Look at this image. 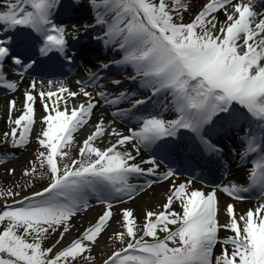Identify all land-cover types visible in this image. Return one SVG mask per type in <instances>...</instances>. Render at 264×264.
Masks as SVG:
<instances>
[{
	"label": "snow or ice",
	"instance_id": "obj_1",
	"mask_svg": "<svg viewBox=\"0 0 264 264\" xmlns=\"http://www.w3.org/2000/svg\"><path fill=\"white\" fill-rule=\"evenodd\" d=\"M95 11V25L102 28L96 37L107 47L122 51V59L115 65H130L134 75L128 79L142 81L140 85L150 92L139 98L136 92L109 93L101 84L93 93L81 88L69 92L60 88V93L88 97L86 103L69 109H61V97L56 92H39L47 113L42 118L44 127L37 134L41 167L47 166L49 182L42 190L20 197L19 192L0 189V198L12 197L0 210V264H76L78 258L92 251L102 232L113 217L112 199L134 194L143 186L129 182L133 175H155L159 167L155 159L135 163L139 147L133 151L127 145L151 147L159 141L177 137L181 130L192 134L197 148L202 153L219 154L222 149L214 143L210 133L222 128L236 127L244 132V147L241 159L255 154L249 169L247 186L231 184L223 191L230 197L243 199L242 193L259 190L264 197V13L253 10L255 0H208L192 20L184 23L183 13L189 10L185 0H89ZM60 0H3L0 5V34L27 28L42 38L39 55L59 53L67 57L65 27L56 24L53 15ZM231 6V10L227 7ZM223 10L226 19L217 28L215 13ZM0 39V86L15 91V81L9 80L3 65L8 59L24 71L34 67L22 55H13L8 45ZM108 68L109 64L102 65ZM19 75H23L20 72ZM99 79L92 73L90 84ZM120 85V80H113ZM32 81L30 87L36 88ZM166 99L163 108L170 109L172 118L162 114L136 116L140 106L156 97ZM56 96L50 105L47 101ZM97 97L99 99H97ZM34 97L25 93V110L15 120L10 133L14 147L30 142L34 120ZM103 101L114 106V116H135L139 127L129 129L125 135L115 128L105 126L101 118L94 131L83 140L77 158L71 163L63 161L69 155L64 149L70 147L74 133L89 123L93 110ZM127 103L129 107L120 108ZM15 101H9V109ZM19 133V135H18ZM117 139L110 146H94L105 134ZM163 147V145H161ZM180 145H176L179 148ZM186 147V145H185ZM121 149H124L123 151ZM3 158H0V163ZM9 169V172H14ZM36 171L35 164L31 172ZM175 175L169 169L163 175L167 180ZM153 181L148 182L151 187ZM94 194L106 210L98 220L86 228L76 239L62 248L57 246L69 232V222L78 212L89 207L88 196ZM15 197H20L15 199ZM174 201H179L182 213L173 210ZM163 211H148L140 235L132 209L122 211L125 231L116 232L113 239L119 248L114 249L103 264H264V203L246 214L237 216L234 206H226L229 222L218 220L216 192L205 193L191 190L189 183L173 185ZM176 225L174 230L169 226ZM59 233V239L51 247H43L50 232ZM166 233L163 238L158 230ZM221 229L231 233L220 237ZM128 237L125 243V237ZM151 238V240L146 239ZM219 254H215L217 245ZM94 259V257H85Z\"/></svg>",
	"mask_w": 264,
	"mask_h": 264
},
{
	"label": "rangeland",
	"instance_id": "obj_2",
	"mask_svg": "<svg viewBox=\"0 0 264 264\" xmlns=\"http://www.w3.org/2000/svg\"><path fill=\"white\" fill-rule=\"evenodd\" d=\"M1 1V0H0ZM3 1V0H2ZM78 4L80 5H84V0H77ZM89 2V0H86V2ZM62 2V0H60V3ZM169 2H171V0H169ZM194 2V0H185V3L190 5V3ZM90 3V2H89ZM1 5V4H0ZM204 5V2L202 0H196V4L195 6H197L198 8L200 7L199 11L202 9ZM88 7L92 8L91 4L90 6L87 5ZM0 10H4L2 7H0ZM230 10V9H229ZM89 13V15H88ZM222 13V10L218 11L217 13H215V15L217 16V20H218V15L220 16ZM196 14V13H195ZM93 15L95 16V11L93 12ZM184 19L183 22L184 23H188L192 20V18L194 17L193 13H188V12H184L183 13ZM92 17L90 15V12L87 8H84V12L82 17L79 18L78 20V25L79 24H87L89 22L92 21ZM85 22V23H83ZM223 22H219L217 23V28H219L222 25ZM76 26V25H73ZM70 29V28H68ZM96 35L99 33H102V28L99 26L98 30H96ZM2 39V38H0ZM92 40H96V36H91ZM103 44V41H99L98 42V50H97V58H99L100 54L103 51V48H101V45ZM114 47H110V50L108 51V53L113 54V58H115L116 56H114V52L113 50H111ZM88 66L89 69L92 66V64L89 63H85L83 64V71H88V69H84L85 66ZM127 69L128 72H130V74L128 76H132L134 75L133 73V68L130 65H125V68L123 69L122 75L125 74V70ZM80 75L83 74V72L79 73ZM79 76H77L76 74L68 77L67 81L71 80V86H69L70 88L67 89L70 91H72V83H75L76 78H78ZM86 90L90 91L89 88L87 86ZM40 89L44 90L43 88L40 87ZM49 89V88H48ZM39 90V89H38ZM122 91L124 90H129V86H123V88L121 89ZM47 92V91H45ZM54 92V91H51ZM149 92V91H147ZM57 95H60L62 97V93H60L59 91H56ZM22 97H18L16 96L15 98H13L12 100L9 101H15V108L11 110L10 113V109H9V101L7 100V103L5 102L4 104H6V106H2L0 108V110L2 108L7 109V111H1L0 112V116H1V124H0V157H6L7 160H3L2 163H0V181L3 184H8V185H16L18 181H20L19 179L22 180H26L27 177L33 175V174H37L38 177L37 178H41L44 177L46 174L49 173L48 168L45 164V166L41 167L38 157H39V152L43 151V149L41 148V146L38 145L37 143V135L35 134L34 128L32 130L31 133V137H30V142H28L27 144H25L22 147H14L13 146V142L11 139V136L9 135V137H7V139L5 138V133H10L11 129L13 127H15V125L13 123L10 122L9 116L11 115V120H15L17 117H19L22 112L25 110V103L22 100ZM37 97V96H36ZM7 97L4 96H0V101L1 100H6ZM75 98V97H74ZM80 98V97H77ZM76 99V98H75ZM79 100V99H78ZM78 100L76 99V105L72 106V107H68L69 109L73 108V107H78L79 103ZM63 109V107L61 108ZM9 112V113H8ZM38 115H34V120L35 122H37L38 119ZM45 126V125H44ZM120 127H123L124 125H119ZM46 127V126H45ZM126 128H129L130 126H124ZM84 131V129H80L78 132L74 133V139L70 145V147L65 148L64 151L68 152L69 155L67 157H64L63 161H60L59 157L58 162H62V163H71V160L74 158H77L79 155V148L82 146L81 141L79 140V136L81 135V133ZM129 133H126L125 135H127ZM19 135V133H18ZM102 138H98L97 141H95L94 146H98L100 148H105L106 146L100 141ZM136 144V141H132L131 144L127 145V149H133L135 150L132 146ZM122 151L124 149H121ZM131 151V150H130ZM133 154L135 155L136 153ZM135 163H141L142 162V155H137V159L136 161H134ZM33 164H35V168L36 171L34 173H32L31 175H25V170H28V172L32 171L33 168ZM9 169H14L15 171L10 173ZM40 180H44V179H40ZM161 184V183H159ZM146 190L145 191H141L138 192L137 196L135 199H141L143 200L145 194H146ZM124 199V198H123ZM134 199V200H135ZM134 200H131L129 202H119L121 203L119 206H117V208L114 210L113 209V217L112 219L109 221V225L108 227L105 229L104 232H102L101 236L98 238L96 244L99 243L100 240H103V242L106 244L107 247H110L111 249H116L121 247L122 245L119 244V242L115 239H113L112 237H114L116 232H120V231H125V228L123 226V218H122V211L124 209H132ZM91 201L90 200V196H88V202ZM124 201V200H123ZM5 203H8V201H6L5 199L2 200V204L4 205ZM95 210V212L93 213V215H90V211ZM90 211H87V213L81 217H78L77 213L74 217L71 218L70 222H69V232L65 233V239L63 241H61V244L58 245V248H62L63 246H66L68 243H70L72 240H68L71 239L73 236H75L74 239L78 238L86 228H88L89 226H91L92 224H94L98 218L100 217V215L103 214V212L105 211V207L103 206L102 208L100 206H93ZM121 212V214L119 213ZM133 215L134 218L136 220V231L137 234L141 233V229L143 228V221L142 218H139L138 216H135V210H133ZM172 230L175 229V227H177L176 225H170L169 226ZM110 228V229H109ZM111 230V231H110ZM63 231V226L60 227V229H58L57 232H50L47 236V238L45 239V245L47 247H51L57 239H59V233ZM158 231V235L160 236V238H163L166 233L160 232L159 229ZM139 234V235H140ZM128 237H125V243L127 242L126 239ZM94 244V245H96ZM94 245H91L92 251L90 253H85L84 256L78 258L76 264H103V261L106 259V257H108L109 252H105L103 254H101L99 252V249L97 247H94ZM220 251V248H219ZM85 257H94V259H86Z\"/></svg>",
	"mask_w": 264,
	"mask_h": 264
},
{
	"label": "bare ground",
	"instance_id": "obj_3",
	"mask_svg": "<svg viewBox=\"0 0 264 264\" xmlns=\"http://www.w3.org/2000/svg\"><path fill=\"white\" fill-rule=\"evenodd\" d=\"M205 3L208 2V0H202ZM239 2V1H238ZM196 4V0H194V2L190 3V5H188L189 10L187 11L188 13H193L195 15V13H198L200 7L198 8L197 6H195ZM229 9L231 10V6L229 7ZM253 9L256 10L257 12H260L262 9L260 7L259 4V0H255V5H253ZM226 19L224 11H222L221 15H218V20L219 22H224V20ZM92 62H95V59H92ZM110 79H114L117 80L116 78H114L113 76H110ZM63 80L61 82H54L52 84L49 83H40L39 79H34V78H17V89L15 91V94L10 95L9 97L6 98V100H1L0 101V108L4 105L6 106V104H4L5 102L7 103V100H12L13 98H15L16 96L18 97H22L23 102L25 103V93L26 92H30L31 94H35L34 97H36L35 102H34V115H38V121L34 123L33 128L35 131V134L37 135L45 126L43 124L42 118L45 117V115L47 114L45 112L44 109V102L42 101L41 98L39 97L38 93L40 92V90L38 91V89L43 88L44 90H42L43 92L47 91H59L60 88H66L68 87V89L70 88L69 86H71V80L67 81ZM35 81L36 82V88L32 89L30 87L31 82ZM86 82V80L82 79V78H76L75 83H72L73 87H72V91L70 92H80V89L82 88V84H84ZM111 87V85H108L105 89L103 90H108ZM49 88V89H48ZM110 90H113V88H111ZM38 92V93H37ZM59 97H61L60 95H57ZM80 96V100H84L85 97L83 95H77L75 96V98L78 100ZM73 96L68 95V93H62V97L59 101V106L62 108L65 106L67 107H72L75 103H76V99ZM57 100V97L54 96L52 98V100L47 101V103H49L50 105L52 104L53 101ZM122 106L120 108H127L129 107V105L127 103H122ZM1 111H7V109L2 108L0 110ZM94 115H92V119L90 124L87 125V127H85L84 131L81 133V135L79 136V140L81 141V143L83 142L84 139H86V137L88 135H90L92 133V131H94V125L102 118L105 121V125L106 127H110V128H115L117 131L126 134L127 130L129 129H124L121 128L119 126V123H116L112 120L111 118V111L109 109H107L106 104L101 101L97 107L94 109ZM9 113V112H8ZM1 116H0V122H1ZM134 120V119H133ZM1 124V123H0ZM117 139V137L115 136H110L107 133L105 134L104 137H102V139L100 140L106 147L110 146L111 143L115 142V140ZM175 143V142H174ZM236 143V142H235ZM239 144V143H237ZM175 150V148H174ZM187 163V162H186ZM189 163V162H188ZM194 163V162H193ZM142 167L144 168H148V165L143 164ZM157 170H160V172H158L156 175L157 176H161L163 177L164 173H166L168 170L165 169L164 167L159 166L157 168ZM219 173H222V170L219 169ZM244 175V174H243ZM214 178L219 179V177H212L210 179H208L211 182H214ZM187 180V177H184V179H176V178H171L170 180H168L167 182L161 183V184H156L153 187H151L147 193L145 194L143 200L141 199H135L134 203H133V210H135V216H138L139 218H142V221L144 223L145 221V216L146 213L148 211H153V212H160L163 211V205L167 202V197L169 195L172 194V189H173V185L178 186L180 183H183L184 180ZM233 180H236L235 178H233ZM246 180V173L245 175L242 177V181L244 182ZM216 181V180H215ZM231 183H237L234 181H230ZM135 186H138V184H133ZM192 186L190 187L191 190H196L201 188V186L194 182L193 184H191ZM225 201L221 202V206H220V223L223 224L225 222H229L228 215L226 213V206L229 203L228 202V198L224 199ZM173 210H179L180 212H182V208L180 207L179 201H174L173 203ZM247 210H243L240 208V206L238 208H235L234 212L237 216L239 215H244L246 214ZM95 212V210L90 211V215H93V213ZM111 231V230H110ZM228 234L230 235L231 233L228 232ZM75 236H73L71 239L68 238V240H72L74 239ZM94 247H97L99 249V252L101 254L105 253V252H109L110 253L113 251V249H111L110 247H107L106 244L103 242V240H100L98 244L94 245Z\"/></svg>",
	"mask_w": 264,
	"mask_h": 264
},
{
	"label": "trees",
	"instance_id": "obj_4",
	"mask_svg": "<svg viewBox=\"0 0 264 264\" xmlns=\"http://www.w3.org/2000/svg\"><path fill=\"white\" fill-rule=\"evenodd\" d=\"M29 184H31L30 182H28Z\"/></svg>",
	"mask_w": 264,
	"mask_h": 264
}]
</instances>
